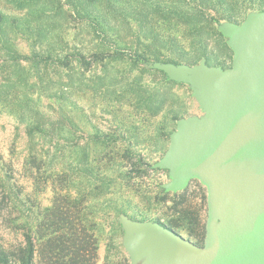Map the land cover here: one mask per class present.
I'll return each instance as SVG.
<instances>
[{
    "label": "rangeland",
    "instance_id": "374dc122",
    "mask_svg": "<svg viewBox=\"0 0 264 264\" xmlns=\"http://www.w3.org/2000/svg\"><path fill=\"white\" fill-rule=\"evenodd\" d=\"M0 8L12 14H24L26 11L8 0H0ZM62 16L65 52L75 54L80 50L92 61V52L102 48L98 45L101 38L94 32L90 33L85 22L70 10ZM221 24L217 26L220 32ZM169 26L177 33L182 32L179 23L171 22ZM224 37L225 41H214L213 45L219 56L231 65L234 50L228 38ZM16 40L18 49L25 54H32V50L39 46L23 36ZM106 48L113 52L115 46L107 45ZM124 51V57L108 56L103 61H92L91 65L76 71L83 74H73L70 78L67 67L63 65L46 67L45 63L36 62L30 66L25 60L15 65L0 45V83L7 80L25 83L28 80L34 84L42 75L46 82L52 81L53 88L67 81L72 83L65 100L43 94L32 85L30 96L34 113L38 111L51 124L45 127V132H30L29 123L21 118V113L0 99V158L13 163V169L4 168L3 175L13 174L10 180L21 186L20 197L25 201L18 209L13 208L8 220H0V235L5 241L23 237V227L32 224L36 214L51 205L56 187L68 190L72 198L83 199V217L94 223L98 238L97 264H131L130 254L124 245L122 214L136 220L164 224L175 220L178 225L176 231L197 240L195 225L190 219L178 217L180 213H176L175 206L176 202L185 200V206L200 221L206 222L207 187L196 178L185 188L187 191H168L164 187V183L171 180L168 169L140 165L144 161H140L139 156L151 164L163 157L177 123L166 139V135L159 132L166 121V109L153 115L137 107L134 98L137 91L133 89L136 81L140 80L146 88H166V83L147 70L157 68L154 66L156 61L136 65L132 52ZM178 83L172 86L171 92L180 104L185 105L184 117L202 115L204 111L194 95V85L190 81ZM34 88L36 91L32 93ZM51 126L56 130H50ZM56 131L61 132L56 135ZM95 133H100L102 139L95 140ZM111 137L113 139L108 141ZM83 149L87 150L95 167H104L108 175L105 183L75 169ZM34 181L39 182L37 187ZM11 218L14 219L9 221ZM15 222L20 225L18 228ZM36 264L43 263L37 258Z\"/></svg>",
    "mask_w": 264,
    "mask_h": 264
},
{
    "label": "trees",
    "instance_id": "16d2710c",
    "mask_svg": "<svg viewBox=\"0 0 264 264\" xmlns=\"http://www.w3.org/2000/svg\"><path fill=\"white\" fill-rule=\"evenodd\" d=\"M8 1L26 11L24 14H12L5 11V8H0V45L5 53L15 65L21 64L23 60L28 61L30 66L37 64L36 62H43L46 67L51 64L63 65L64 68L67 67L70 78L73 74H83L82 71H76L91 65L92 61H103L108 56L124 57V50L132 52L131 57L136 65L153 61L196 64L205 58L210 65L228 67L230 64L219 56L213 45L214 41H225L217 26L222 22L241 23L250 12L264 10V0ZM68 10L85 22L90 33L94 32L101 38L98 45L102 48L92 52V61L88 60L83 51L78 50L75 54L65 52L62 45V14L68 13ZM171 22L179 23L182 32L172 30L169 26ZM18 36L38 44L39 50L34 48L32 54L22 53L16 45ZM107 45L115 46L113 52L106 48ZM71 55L74 58H70ZM147 70L161 77V81L166 83V88H146L140 80L136 81L133 88L137 91L134 97L136 105L153 115L166 109V121L159 132L162 131L163 136L165 134L166 139H169L177 121L186 113L185 105L180 104L171 92L172 86L179 83L169 79L161 69ZM69 71H72V74ZM42 77L43 75L34 84H30L28 80L25 83L12 80L0 83V99L21 113V118L29 123L30 132H45V127L51 125L38 111L34 113L30 96L32 85L41 93L62 100L67 98L72 87V83L67 81L53 88L52 81L46 82ZM49 129L56 130L52 126ZM60 132L56 131V135ZM101 136L100 133L93 135L97 141L102 139ZM112 139L111 137L108 141ZM139 159L144 161L140 165H148L154 169L153 164L143 160L142 156H139ZM4 168L13 169V163L2 161L0 158V220H8L7 217L12 216L13 208L18 209L20 204L25 203L20 197L21 186L18 182H11L13 174L3 175ZM75 169L103 183L108 178L104 167H95L85 149ZM34 183L36 187L39 185L37 181ZM184 202L183 199L176 202V213H180L178 217L191 220L197 231L195 242L202 244L206 222L200 221ZM83 203V199L70 197L68 190L56 187L51 205L45 208L44 212H37L32 224L23 227L22 238L16 237L7 242L0 235V264H36L37 258L43 264H97L98 238L94 223L83 217ZM123 212L127 213L125 210ZM167 224L174 230L178 226L175 220H170ZM19 226L16 223V227Z\"/></svg>",
    "mask_w": 264,
    "mask_h": 264
},
{
    "label": "water",
    "instance_id": "95a60500",
    "mask_svg": "<svg viewBox=\"0 0 264 264\" xmlns=\"http://www.w3.org/2000/svg\"><path fill=\"white\" fill-rule=\"evenodd\" d=\"M220 30L234 50L229 67L156 61L190 81L204 113L180 118L154 167L168 169V191L200 179L208 211L202 244L160 221L122 214L131 264H264V10Z\"/></svg>",
    "mask_w": 264,
    "mask_h": 264
}]
</instances>
